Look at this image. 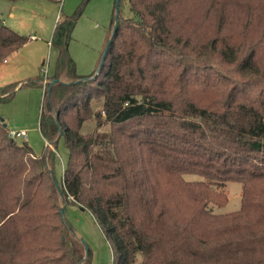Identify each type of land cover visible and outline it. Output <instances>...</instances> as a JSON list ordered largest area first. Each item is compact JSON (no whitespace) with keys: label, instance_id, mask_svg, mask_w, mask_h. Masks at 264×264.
<instances>
[{"label":"trees","instance_id":"16d2710c","mask_svg":"<svg viewBox=\"0 0 264 264\" xmlns=\"http://www.w3.org/2000/svg\"><path fill=\"white\" fill-rule=\"evenodd\" d=\"M87 2L56 23L46 84L0 86V103L44 90L50 144L38 155L0 122V264H90L68 204L94 215L112 264H264V0H120L102 67L81 76ZM29 41L0 18V64ZM230 182L241 206L221 214Z\"/></svg>","mask_w":264,"mask_h":264},{"label":"rangeland","instance_id":"374dc122","mask_svg":"<svg viewBox=\"0 0 264 264\" xmlns=\"http://www.w3.org/2000/svg\"><path fill=\"white\" fill-rule=\"evenodd\" d=\"M83 1L85 0H0V18L4 23L21 35L36 37L10 55L6 59L7 64H0V86L22 80L31 81L38 76L44 79L46 74L50 77L53 75L57 50L48 42H51L54 24L72 15ZM115 4L116 0H88L83 14L79 17L70 42V54L76 63L78 75L89 76L99 68L111 34L112 21L116 14ZM43 98L42 88L26 86L18 88L9 102L0 103L2 122L9 131H27L26 142L38 155L43 154L47 146L39 130ZM92 126V123L85 124L87 130ZM18 140L24 142L22 138ZM58 152L55 174L61 180L68 159L64 139H60L58 143ZM222 191L227 194L229 201L222 207L212 203L215 211L222 214L238 210L241 206V185L230 182ZM64 216L86 243V254L90 250V264H112L111 243L94 215L89 210L68 204Z\"/></svg>","mask_w":264,"mask_h":264},{"label":"water","instance_id":"95a60500","mask_svg":"<svg viewBox=\"0 0 264 264\" xmlns=\"http://www.w3.org/2000/svg\"><path fill=\"white\" fill-rule=\"evenodd\" d=\"M116 6H115V11H116V14H115V26H114V30H113V35L115 34V32H116V30H117V27H118V14H119V7H120V0H116V4H115ZM112 35V36H113ZM109 44H110V41H109V43H108V46H109ZM108 46H107V48H106V50H105V53H104V55H103V58H102V61H101V64H100V67L99 68H101L102 67V64H103V62H104V58H105V56H106V53H107V51H108ZM59 81V79H56V80H54V81H52L51 82V85L52 84H54L55 82H58ZM0 122H2V120L0 119ZM55 182H56V184L58 185V181H57V179L55 178ZM61 215H62V219L63 220H65V216H64V207H62L61 208ZM82 242H83V244L85 245V247H87V245H86V243L82 240ZM88 252V251H87Z\"/></svg>","mask_w":264,"mask_h":264},{"label":"built area","instance_id":"2783aa9c","mask_svg":"<svg viewBox=\"0 0 264 264\" xmlns=\"http://www.w3.org/2000/svg\"><path fill=\"white\" fill-rule=\"evenodd\" d=\"M47 77L48 75L46 74V76H44V80L43 82L46 84L47 83ZM10 132V135L13 137V138H22L24 141L27 140L28 138V132L27 131H9ZM48 145H50L48 142H46Z\"/></svg>","mask_w":264,"mask_h":264},{"label":"crops","instance_id":"0c3cea01","mask_svg":"<svg viewBox=\"0 0 264 264\" xmlns=\"http://www.w3.org/2000/svg\"><path fill=\"white\" fill-rule=\"evenodd\" d=\"M10 16H12V13L10 14ZM57 18H58V17H57ZM54 25H56V22H55ZM35 39H36L35 35H33V36L31 35V36H30V42L33 41V40H35ZM48 44H50V42H48ZM4 63L7 64L8 61L6 60V61H4ZM19 82H20V81H19ZM21 82H23V80H22ZM10 131H11V130H10ZM26 141H27V140H26ZM47 145H48V144H47Z\"/></svg>","mask_w":264,"mask_h":264}]
</instances>
